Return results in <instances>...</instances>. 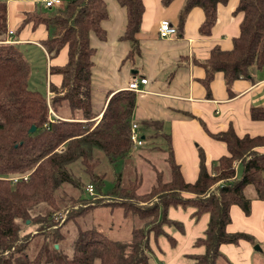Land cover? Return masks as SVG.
Instances as JSON below:
<instances>
[{
	"label": "trees",
	"instance_id": "trees-1",
	"mask_svg": "<svg viewBox=\"0 0 264 264\" xmlns=\"http://www.w3.org/2000/svg\"><path fill=\"white\" fill-rule=\"evenodd\" d=\"M171 1L163 0V4ZM228 1L185 0L178 15L176 35L182 31L184 18L193 7L203 11L199 32L208 35L215 24L217 6ZM116 2L126 13L120 39L133 47L128 52L130 57L132 52L138 54L136 36L141 27L143 2ZM63 3V8L53 16L49 14L55 8L49 10L43 6L51 11L48 13L35 7L25 14L19 27L29 23L33 29L45 27L47 37L40 45L49 59L62 51L66 53L64 65L49 68V73L59 75L61 82L59 86L48 84L53 95L47 98L45 93L29 87L31 66L16 44L13 32L8 36L7 7L0 0V264H149L151 239L156 241L166 236V225L181 229L179 223L168 219V210L188 206L193 207L196 219L208 215L203 236L194 242L195 247H203L204 251L189 256L194 264H216L223 244L253 243L249 234L229 233L226 227L230 223L231 206L239 207L245 215L250 213L247 190L252 189L257 199H263L264 133L239 137L232 126L223 132L209 133L212 139L225 144L227 154L216 161L215 168L199 151L197 176L192 182L185 181L174 160L169 135L161 133L166 141L168 180L157 172L148 193H138L139 177L128 180L124 186L114 182L103 192L106 172L96 171L100 164L104 161L115 164L132 149L129 136L135 96L129 90L109 91L104 102L94 107L92 68L96 49L90 45V36L100 41L106 39L102 24L108 18L107 6L104 0ZM236 12L243 13V19L233 48L229 51L214 48L204 64L207 95L214 73L223 74L231 93V83L249 78L251 68L264 66V0H239ZM50 109L57 117L54 122L49 120ZM249 115L252 121L264 122V106L252 107ZM148 125L158 129L157 123ZM31 127L35 128L33 133L29 132ZM75 163L80 164L81 176L90 180L95 197L100 199L91 207H119L140 221L126 241L111 239L91 227L78 231L70 244L71 254L62 248L64 239L61 240L60 231L50 229L54 214L65 203L73 206L78 201L85 206L88 200H94L79 195L64 199L63 187H79V177L75 180L73 176ZM234 163H238L239 171ZM24 176L26 180L11 181ZM104 198L115 201H102ZM84 209L88 208L81 211ZM34 242L37 245L32 249Z\"/></svg>",
	"mask_w": 264,
	"mask_h": 264
},
{
	"label": "crops",
	"instance_id": "crops-1",
	"mask_svg": "<svg viewBox=\"0 0 264 264\" xmlns=\"http://www.w3.org/2000/svg\"><path fill=\"white\" fill-rule=\"evenodd\" d=\"M3 1L7 7V29L15 35L18 46L40 44L47 37L42 25L33 29L29 23L19 29L25 14L34 10L37 0ZM107 1L104 0L109 15L102 24L106 39L100 41L94 35L90 36V45L96 49L92 68L94 107L98 108V104L104 102L107 92L127 90L132 80L145 78L147 83L140 85L138 92H133L135 107L131 120L145 127L141 133L137 132L142 145L147 138L153 140L161 133L169 135L174 160L187 182H192L197 176L199 151L205 154L210 164L227 154L225 144L212 139L209 133L226 131L229 126L239 137L264 133V122L252 121L249 115L252 107L264 106V66L251 68L249 78L231 83V93L221 72L214 73L209 83V95L204 84V64L211 50L219 48L229 51L239 36V25L243 19V13L236 12L239 0H229L227 4L217 6L215 24L208 35L199 32L204 20L203 11L193 7L184 18L182 31L163 39L157 35L159 22L168 20L177 27L178 15L185 0H172L168 5H164L163 0H142L144 10L140 31L136 36L138 54L133 63L128 61L130 43L120 39L126 24L125 10L116 0H110L109 5ZM115 7L120 12L119 22L112 25L110 8L114 12ZM109 30L120 39L117 53L110 47ZM66 60V53L62 51L56 58L49 60V64L62 66ZM60 82L59 75L49 74V84L59 86ZM149 122L157 123L158 129L149 126ZM250 199L248 215L237 206L230 207V223L226 231L246 233L264 242V196L263 199H257L253 195ZM182 209L170 208L167 216L171 222L181 225L180 231L169 236L164 227L166 237L160 236L156 241L151 239L150 255L156 258L158 264H188L190 255L202 254L204 251L203 247H195L194 242L203 236L208 215L203 214L194 220L188 218L194 210L185 213L181 212ZM199 219L203 221L199 223ZM170 229L167 231L170 232ZM219 250L226 264H264L251 253L245 241L223 244Z\"/></svg>",
	"mask_w": 264,
	"mask_h": 264
},
{
	"label": "rangeland",
	"instance_id": "rangeland-1",
	"mask_svg": "<svg viewBox=\"0 0 264 264\" xmlns=\"http://www.w3.org/2000/svg\"><path fill=\"white\" fill-rule=\"evenodd\" d=\"M66 2V0H62ZM60 7H55V9L51 11H47L43 8L39 2L35 7L39 11L42 9L43 11H47L49 16H53L58 13V10L63 8L64 3ZM108 5L110 4V0L107 1ZM107 8V7H106ZM116 8V7H115ZM118 8V7H117ZM115 9L112 12V8H110V19L112 25H115L117 21L119 22V14L118 9ZM50 10V9H49ZM109 9L107 8V14L109 15ZM123 21V17H122ZM121 22V19H120ZM111 25V24H110ZM110 31V47L114 52L117 53V48L120 46L121 42L115 35L113 36ZM11 39V38H10ZM132 46L130 45L129 49ZM133 48V47H132ZM19 49L22 51L23 55L29 62L31 66V75L29 79V87L30 89L36 90L40 93H45L47 98H50L53 94L49 91V55L46 53L44 48L40 44H28L19 46ZM53 60V59H52ZM128 61L133 63L136 61V54L132 52V56L128 57ZM112 84L113 82L110 81ZM53 113V112H52ZM54 114V113H53ZM55 116V115H54ZM55 118H57L55 116ZM136 123V122H135ZM138 126L137 132L141 133V131L145 130V127L141 123H136ZM155 132V130H154ZM166 141L160 135H157V138L150 140L147 138L144 141L142 146L137 148H133L130 151V154L127 155L124 159L118 160L115 164H107V162H102L100 165V169L96 170L98 173L105 171L106 179L104 180V185L102 187L103 192H105L108 188H110L113 183H118L121 186H124L128 180H133L134 178H138L137 180L141 181L140 188L138 189L139 194L148 193L150 188L154 184L155 181V173L160 172L163 175L164 180H168L169 171L168 166L165 162L166 159ZM98 157L102 158L100 153L96 154ZM214 167L216 168V161L213 162ZM238 163H234V168L237 170ZM79 163H75L72 165L73 176L76 180L79 177V187L74 189L69 186L63 187V197L65 196V200H68L69 197L81 196L82 198H88L84 193V188L87 184L90 183V180L87 177L81 176L82 171ZM186 170V168L184 167ZM264 178V173L262 174ZM12 181V180H11ZM13 182V181H12ZM219 182L218 184H220ZM247 196L253 197L254 191L252 189L247 190ZM100 196V195H99ZM264 196V195H263ZM101 197V196H100ZM94 200H88L85 206H82V202H76L75 205H71V203H65V207H62L59 212L54 214L52 218L53 226L50 227L53 231H60L63 236L61 240H63L62 248L68 253L71 254L70 244L77 236L78 231L86 230L91 227H96L101 232L106 234L111 239L115 240H124L126 241L130 237V232L133 228L140 226V221L133 215H129L130 213L125 214L122 209L119 207L112 208L106 206H98L91 207V204H96V197H89ZM99 198V197H98ZM103 198V197H102ZM100 199H97V201ZM115 201L114 199L104 198L102 201ZM89 207H88V206ZM83 208L84 211H81ZM189 211L194 210L193 207L188 206L187 208L182 209L181 212L187 213ZM79 212V215H74ZM69 215H74L70 219ZM60 216L58 222L55 221V217ZM188 218L196 219L194 215H190ZM182 219V218H181ZM203 220L199 219V223ZM171 228V229H170ZM170 229V232L167 231ZM165 231L169 236H173L175 232L180 231L178 227L175 225H166ZM166 234V235H167ZM43 237V235L41 236ZM166 237V236H163ZM40 241V240H38ZM251 248L254 256L259 257L262 261H264V242H260L258 239L254 238V242L245 241ZM36 243L32 245V249L36 247ZM257 248V249H256ZM224 258L219 257L217 259L216 264H226L223 260ZM188 260V259H187ZM149 264H158L156 258L151 254L149 258ZM188 264H194V261L189 259Z\"/></svg>",
	"mask_w": 264,
	"mask_h": 264
},
{
	"label": "built area",
	"instance_id": "built-area-1",
	"mask_svg": "<svg viewBox=\"0 0 264 264\" xmlns=\"http://www.w3.org/2000/svg\"><path fill=\"white\" fill-rule=\"evenodd\" d=\"M41 5H43L45 8L48 9H52L55 7H60L62 5V0H37ZM176 26H174L173 24H171L170 21L168 20H161L158 24V28H157V35L159 38L163 39V38H169L171 36H175L176 35ZM12 35V31H8V36ZM147 83V80L145 78H141L139 80H132L128 86H127V90L131 91V92H138L140 89V85H145ZM49 114H50V122H54L55 116L52 113L51 109L49 110ZM137 126L134 122H131L130 124V141L132 143V147L133 148H137L139 146H142V140L139 138L138 134H137ZM24 179L26 180V176L24 177H20V178H12L11 180L13 182H16L18 179ZM84 193L87 197H95V188L92 184H87L84 188ZM60 218V216L55 217V221L58 222V219Z\"/></svg>",
	"mask_w": 264,
	"mask_h": 264
},
{
	"label": "water",
	"instance_id": "water-1",
	"mask_svg": "<svg viewBox=\"0 0 264 264\" xmlns=\"http://www.w3.org/2000/svg\"><path fill=\"white\" fill-rule=\"evenodd\" d=\"M34 130H35V128H34V127H31V129L29 130V132H30V133H33ZM55 248H57V246H55ZM256 249H257V248H256Z\"/></svg>",
	"mask_w": 264,
	"mask_h": 264
}]
</instances>
